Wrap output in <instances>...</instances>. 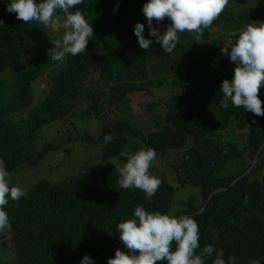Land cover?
Returning <instances> with one entry per match:
<instances>
[{
    "label": "trees",
    "instance_id": "1",
    "mask_svg": "<svg viewBox=\"0 0 264 264\" xmlns=\"http://www.w3.org/2000/svg\"><path fill=\"white\" fill-rule=\"evenodd\" d=\"M5 1L10 0H0V19L4 20L0 27V69L17 61L14 49L23 44V28L9 19L12 13L5 10ZM147 2L89 0L72 9L90 18H100L99 21L118 18L122 26H128L126 38L134 35L138 16L145 25V38L153 41L151 48L123 45L119 53L70 59L43 102L30 110L23 127H17L21 130L15 135L17 142L9 135L0 138V159L4 160L10 177H14L36 168L49 152L75 139L101 147V156L98 150L95 159L104 163L110 159L125 163L121 150L127 148L134 153L141 149L138 144L141 142L156 153L182 150L179 155L183 156V162L177 166V179L181 186L199 188L200 194L190 195L176 206L175 188L166 178L158 177L162 184L149 201L139 189H121L117 167L112 165L104 167L100 176L86 166L57 183L41 180L27 186L26 195L18 202L9 198L8 203H18L10 212L4 209L11 223L14 257L0 264H81L85 255L94 264H107L113 248L124 245L119 238L118 223L133 218L134 209L140 204L149 212L191 216L198 223L202 245L222 249L226 264L231 256L238 258L237 264H250L253 258L264 264V116H255L231 102L227 108L220 104L222 81L234 76L228 56L221 52L226 46L224 36L233 35L253 21L264 22V0H229L225 10L204 30L200 44L193 34L185 31L179 33V43L171 53H165L149 35L142 11ZM170 23V18H165L159 24L154 20L153 26L163 33ZM212 26L224 33L214 34ZM134 38L138 43L136 35ZM3 44L12 46L13 53L2 52ZM44 65L42 60L33 63L32 75L42 72ZM98 71L106 74V88L94 78ZM156 83L165 92L166 86L172 90L171 98L163 102L164 109L159 111L162 104L156 103L149 106L147 115L134 117L140 126L147 116L152 117L150 123L158 125L156 130L146 133L134 123L117 120L116 114L112 128L103 126L94 136L89 133L75 136L69 130L52 134L56 142L38 149L37 135L47 125L73 118L72 114L82 119L94 111L100 115L103 103L129 105L133 113L131 97ZM258 96L264 108V84ZM29 97V103L20 110L31 107L35 96L29 92ZM25 99L26 94L21 101ZM78 106L83 110L76 114ZM2 123L0 115V126ZM230 128L238 133L236 140H225L224 132ZM105 134L114 139L106 143ZM237 165L243 170L229 174Z\"/></svg>",
    "mask_w": 264,
    "mask_h": 264
},
{
    "label": "clouds",
    "instance_id": "2",
    "mask_svg": "<svg viewBox=\"0 0 264 264\" xmlns=\"http://www.w3.org/2000/svg\"><path fill=\"white\" fill-rule=\"evenodd\" d=\"M83 2L87 3L89 0L5 1L7 4L5 10L12 13L9 19L23 28V44H19L14 49L18 55L17 61L0 69V75L6 70L12 69L17 76L13 91L9 92L7 99H3L4 97L0 99V115L3 121L0 126V138L9 135L17 142L15 135L21 132L17 127H23L30 110L43 102L46 94L53 88L54 80L61 75L70 59L79 60L88 56L94 58V56H101L104 53H119L123 51V45L136 47L139 44L143 50L151 48L153 41L145 38V25L142 24L138 16L137 23L134 25V35L130 33L131 37L126 38L128 26L126 27V24L122 26L118 18H106L99 21L100 18H90L79 10L72 11L74 7ZM228 4L229 0H148L143 5L142 11L146 18L145 21H147L149 35L155 39V43L161 45L165 53H171L179 43V33L185 31L193 34L196 43L200 44L199 41L203 37L204 30L213 24ZM165 18H170L171 23L161 33L157 27L153 26V21L155 20L159 24ZM3 24L4 20L0 19V27ZM213 28H216L217 32H213ZM29 30L30 37L28 36ZM211 31L214 34L224 33L216 26H212ZM135 35L138 38V43L134 38ZM225 37H230L231 41L226 42ZM107 38L109 40H106ZM223 42H226V46L221 48V52L228 56V65L234 72V76L231 80L222 81L221 106L227 108L231 102L234 107L243 106L245 110L252 112L255 116H264L262 101L258 96L261 85L264 84V22L253 21L233 35L226 34ZM2 46V52L13 53L12 46L6 44ZM202 56H206V53ZM39 60L45 62V69L33 76L34 68L31 66L33 63H38ZM230 63L235 64L234 70ZM19 64H24L25 67L16 71ZM44 77H49L50 82L48 83ZM94 78L106 88V74L98 71ZM167 84L165 83V85ZM146 87L148 88L142 92L151 90L152 95L159 89H164L158 83ZM166 88L167 92L170 91L171 94L172 90L167 86ZM29 92L31 95L34 94V101L31 102V107L20 110L29 103ZM160 93L165 94L164 92ZM24 94H26V99L21 101ZM109 95L106 99L109 98ZM103 105L105 109L102 108L98 112L101 113L100 115H97L96 111L92 114H96L98 120L103 118L109 120L110 124L104 126L112 128L115 120L110 118L108 109H112L116 113L117 105L105 103ZM106 105L108 106L106 107ZM82 110L78 106L76 114ZM72 115L73 118L58 120L46 131V136L63 133L76 118L75 115ZM133 116L135 117L134 114ZM65 123L67 124L65 125ZM43 129L37 135L36 142ZM231 132L239 137L238 133L236 134L230 128L224 132V135L228 133L224 136L225 139L230 136ZM72 133L75 136L83 137L87 132ZM113 139L110 134L104 136L106 143ZM80 143L82 142L75 139L69 144L62 143L59 150L53 151L57 155L66 154L68 156L74 152V146ZM46 144H42L38 149L40 150ZM157 153L153 148H141L134 153L128 151L127 148L122 149L120 156L124 157L126 162L122 167L116 169L120 188L124 190L139 189L144 192L145 199L150 201L162 184L158 177L149 172L150 165ZM52 169L55 168L52 167ZM71 174L74 173L67 176ZM9 177L10 173L4 160L0 159V231L11 227L9 216L4 209L10 212L9 209L18 204L17 202L26 194L22 187L11 186ZM178 184L180 185L179 181ZM9 198L17 202L8 203ZM202 211L203 209L200 212ZM117 228L120 241L124 245H117L113 248L107 264H157L158 261H165L166 264H226L222 249H217L212 244L202 245L198 223L191 216L162 214L160 211L149 212L143 204H140L135 207L133 218L119 222ZM173 244H175V250H172ZM237 259V257L231 256L228 258L227 264H237ZM81 264H94V262L90 256L85 255ZM250 264H260V261L253 258Z\"/></svg>",
    "mask_w": 264,
    "mask_h": 264
},
{
    "label": "rangeland",
    "instance_id": "3",
    "mask_svg": "<svg viewBox=\"0 0 264 264\" xmlns=\"http://www.w3.org/2000/svg\"><path fill=\"white\" fill-rule=\"evenodd\" d=\"M62 17V16H61ZM30 30L28 31V36ZM213 32H217L216 28H213ZM225 41H231L230 37H225ZM31 45V43H30ZM235 64L230 63L232 69H235ZM24 64H19L16 67V71L23 69ZM16 74L12 71V69L6 70L4 73L0 75V99H7L9 92L13 91L16 82ZM44 79L49 83L50 78L44 77ZM160 92H164L162 94ZM154 96V97H151ZM171 97L170 91L165 92L162 89L156 91L155 94L152 95L150 92H138L131 97V106L133 108V113L129 105L127 106H118L116 108V113L112 109H108V114L112 120H114L115 115L117 114V120L123 119L124 121H128L134 123L139 129L143 130L146 133L154 131L157 127L151 124L152 117L147 116L146 122L143 126H140L135 117L140 118L142 116L147 115V111H149V106H154L156 103L162 104L158 107L159 111H162L165 107L163 104L164 101ZM82 109V108H81ZM85 119H82V116H76L73 123L70 124L65 131L71 132H87L92 135H96L99 132V129L106 125L110 124L109 120L93 118V114L86 115ZM58 121L46 126L42 133L39 135L37 139V146H41L44 143L53 144L56 142V138L54 135L46 136V131L50 129L52 125L57 123ZM70 132V133H71ZM237 134V133H236ZM228 135L225 134L224 136ZM230 136L237 139L236 135H233L231 132ZM227 136V139L230 137ZM225 139V140H227ZM242 140H245L243 136ZM141 148H147L145 144L138 142ZM100 151V156L102 153L101 147L92 146L86 143L76 144L74 146V152L70 155L60 154L57 155L55 151H51L43 160L42 163L33 169H28L22 172H19L16 176L10 177V185H18L22 187L26 193L25 188L27 186H31L33 183L39 182L41 180H47L53 183L60 182L66 178L70 173H79L80 169H86V166H91L93 172L97 173V175H101V171L107 165L116 166L117 168L122 167L123 163L119 159H110L108 162L104 163L99 159H95L98 154L97 151ZM179 152L182 150H169L167 153H157L156 158L150 165L149 172L151 175L155 177L166 178L175 188L176 197H175V205L178 206L182 202H184L190 195L198 196L200 194V189L196 187H192L191 185L180 186L178 184L177 174L178 169L177 166L183 162V156L179 155ZM59 163V164H58ZM55 168V169H52ZM242 166L237 165L233 167L228 173L239 172L242 171ZM26 195V194H25ZM6 235L5 237H2ZM7 246L9 250V256L7 253ZM11 231L10 228L0 231V260L1 262H6L13 259L14 255L11 250Z\"/></svg>",
    "mask_w": 264,
    "mask_h": 264
}]
</instances>
